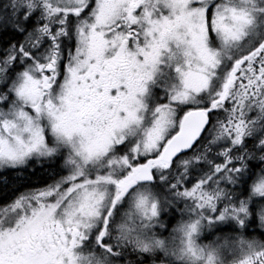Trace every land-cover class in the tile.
<instances>
[{"label":"snow or ice","instance_id":"snow-or-ice-1","mask_svg":"<svg viewBox=\"0 0 264 264\" xmlns=\"http://www.w3.org/2000/svg\"><path fill=\"white\" fill-rule=\"evenodd\" d=\"M0 264H264V0H0Z\"/></svg>","mask_w":264,"mask_h":264}]
</instances>
